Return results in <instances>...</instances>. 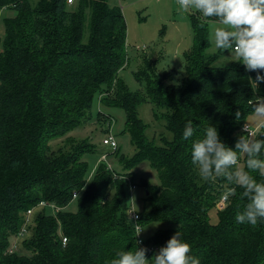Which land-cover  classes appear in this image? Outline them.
<instances>
[{
	"label": "trees",
	"instance_id": "1",
	"mask_svg": "<svg viewBox=\"0 0 264 264\" xmlns=\"http://www.w3.org/2000/svg\"><path fill=\"white\" fill-rule=\"evenodd\" d=\"M3 9L15 14L4 20L0 48V264H109L117 251L131 250L139 236L129 215L132 194L125 178L133 183L131 170L145 161L161 184H142L138 223L141 228L154 222L172 226L145 243L155 249L148 258L180 231L201 264H264V221L254 227L236 221L246 203L238 187L218 209L235 186L222 178L202 181L191 163L192 141L182 138L188 121L196 130L193 139L201 138L210 124L235 149L254 114L256 96L264 97V83L257 92L249 84L257 72L234 60L218 65L227 51L207 54L210 21L199 13L191 17L194 41L184 54L181 83L167 84L171 73L158 74L146 59L136 73L142 90L133 92L119 77L128 62L127 23L120 7L109 0H39L35 6L28 0H0ZM96 96L104 108L125 111V131L135 154L120 158L123 172L101 163L88 181L84 156L95 149L88 139L70 134L93 121ZM145 103L153 105L161 123L159 139L149 137V125L140 117ZM110 119L100 111L97 122L107 131ZM257 138L264 139V131ZM73 201L77 210L67 211ZM42 202L47 206L35 212ZM51 206L52 214L47 212ZM20 237L29 255L12 247L11 240Z\"/></svg>",
	"mask_w": 264,
	"mask_h": 264
},
{
	"label": "clouds",
	"instance_id": "2",
	"mask_svg": "<svg viewBox=\"0 0 264 264\" xmlns=\"http://www.w3.org/2000/svg\"><path fill=\"white\" fill-rule=\"evenodd\" d=\"M177 4L183 12L199 13L213 23L211 43L217 51L229 52L234 62L243 64L247 71L257 72L255 79L248 78L253 92H257L259 84L264 83V75L259 74L264 72V0H177ZM253 109L256 119L264 124V97L256 96ZM235 117L239 121L242 113L237 111ZM242 131L246 134L239 136L235 149L226 146L217 128L210 124L201 138L193 139L196 130L188 121L182 138L192 141L191 163L202 181L222 178L234 185L228 190V198L236 195L237 187L242 189L239 197L246 203L235 219L254 227L264 221V180L257 181L252 174L258 172L264 178V139L257 138L247 123ZM132 225L136 236L144 231L139 223ZM180 236L177 231L151 259L146 257L148 249L139 247L136 241L131 250L117 251L109 264H201L198 257L190 255L191 245Z\"/></svg>",
	"mask_w": 264,
	"mask_h": 264
},
{
	"label": "rangeland",
	"instance_id": "3",
	"mask_svg": "<svg viewBox=\"0 0 264 264\" xmlns=\"http://www.w3.org/2000/svg\"><path fill=\"white\" fill-rule=\"evenodd\" d=\"M28 1L34 6L39 2V0ZM109 3L112 6L121 8L127 23L126 56L128 62L126 67L120 71L119 77L128 88L133 92L142 90V83L136 79V73L144 68V60L146 59L151 60L156 65L158 74L161 75L165 71L171 73V77L166 81L167 84L181 83L185 75L184 54L191 49L194 41L191 23V17L194 12H183L180 10L177 0H109ZM14 14L15 12L9 9H3L0 12V48L5 36L4 20L12 18ZM213 26V23L209 22V33H211ZM210 44L207 54L215 55L221 53L211 43V35ZM233 60L234 57L230 56L228 52L222 55L218 65H226ZM153 109L154 107L151 103H145L140 107L139 114L143 121L149 125V137L153 138L156 136L159 139L163 131L161 123L155 120ZM100 111L111 115V119L114 121L111 134L115 137L119 146L116 153L103 143L109 132L102 129V126L97 122ZM91 112L93 121L86 127L77 129L70 134L71 137L78 140L88 139L95 149L94 152L84 156V161L89 167L88 181L92 180L101 163L111 164L114 169L123 172L120 158L130 159L135 154L131 137L125 131L126 113L124 110L120 108H104L99 103V97L96 96ZM246 123L252 130H256L257 134L264 131V124L258 121L254 114L248 117ZM58 145V141L52 143L54 148ZM104 155L107 156L106 163L102 160ZM131 171L133 172L132 181L136 186V189L132 191V204L134 210L139 213L144 207L145 190L142 184L148 182L151 185L159 186L161 182L157 172L147 161L142 162ZM39 210L41 209L37 208L35 212ZM66 210L75 212L77 210L76 201H73ZM47 212L52 214L54 209L47 208ZM211 220L213 223L218 222L216 211L211 212ZM31 221L32 219L30 218L27 227L31 225ZM171 227L168 223H151L142 228L144 231L140 233V238L146 243L158 231ZM24 237L12 239L11 245L14 250L18 248L23 255H29L22 245Z\"/></svg>",
	"mask_w": 264,
	"mask_h": 264
},
{
	"label": "built area",
	"instance_id": "4",
	"mask_svg": "<svg viewBox=\"0 0 264 264\" xmlns=\"http://www.w3.org/2000/svg\"><path fill=\"white\" fill-rule=\"evenodd\" d=\"M75 0H68V2L71 4V3H73ZM113 123H114V121L112 120V119H110V121L106 124V128H107V131L109 132V135H107V137L103 140V143L105 144V145H107V146H109L112 150H113V152H116L117 150H118V148H119V146H118V143H117V141H116V139H115V137L111 134V130H112V125H113ZM245 125V124H244ZM243 128H244V126H243ZM242 128V129H243ZM251 129V128H250ZM252 130V129H251ZM254 133H256L257 134V131L256 130H252ZM244 132V131H243ZM245 133V132H244ZM246 134V133H245ZM102 160H103V162H105L106 163V161H107V156L106 155H104L103 157H102ZM107 165V167H108V169H110V170H113V167H112V165L111 164H106ZM129 183H130V191H131V194H132V191L134 190V189H136V186L131 182V180L128 178V177H126L125 178ZM77 197V195H74V198H76ZM227 194H224V196H222V198H221V200L219 201V203H218V209H220V210H222V209H224L225 208V206H226V202H227ZM47 205L45 204V203H40V205H39V208H44V207H46ZM53 209H55V207L54 206H51ZM33 212H34V210L33 211H29V213H28V216L30 217L32 214H33ZM129 215H130V218L134 221V223L136 224V223H138V220H139V214H138V212L137 211H135L134 210V208H133V205H132V208L130 209V212H129ZM138 241L140 242L139 244L142 246V247H144V248H147L148 249V251H147V258L150 256V254H152V252L155 250L154 248H150V247H147L146 245H145V242L140 238V235H139V239H138ZM63 243L64 244H66L67 243V239L66 238H63Z\"/></svg>",
	"mask_w": 264,
	"mask_h": 264
}]
</instances>
